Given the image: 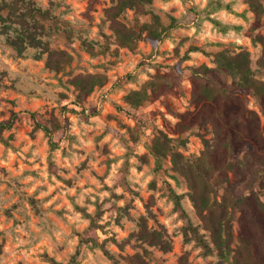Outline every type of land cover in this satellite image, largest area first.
<instances>
[{"label": "rangeland", "instance_id": "obj_1", "mask_svg": "<svg viewBox=\"0 0 264 264\" xmlns=\"http://www.w3.org/2000/svg\"><path fill=\"white\" fill-rule=\"evenodd\" d=\"M30 1L54 17L39 22L44 33L39 37L53 50L67 51L72 61L55 72L45 66L47 53L40 47L26 46L19 54L12 41L20 25L7 10L2 13L7 19L0 21V122L13 113L17 120L4 132L9 145L0 142V264H51L46 255L67 263L89 224L75 204L92 214L100 206L99 240H105L121 264H128L127 256L143 254L144 248L152 253L147 257L152 264H228L216 252L204 255L190 232L187 236L191 222L210 239L171 156L158 163L148 147L163 132L184 140L183 146L173 143L183 155H201L213 138L210 125L176 131L181 117L196 110L191 101L193 68L215 67L219 51L247 50L256 76L264 80L257 66L262 48L253 42L255 35H264V15L257 27L245 0H153L147 6L150 13L128 10L122 21L139 27L157 15L165 25L175 20L176 27L158 45L139 41L130 50L112 41L110 22L105 21V10L114 0ZM209 17L241 28L222 33ZM85 41L96 49L104 46L105 52L91 56ZM83 74H104L107 80L76 106V91L68 81ZM156 75H168L169 86L141 106H130L126 95ZM248 98V107L258 112L264 126L256 98ZM31 112L68 120V133L59 131L52 138L56 149L43 131L34 129ZM168 184L183 195L189 220L174 210L165 194ZM141 217L150 229L165 232L169 252L134 238L128 242ZM233 235L235 246V228ZM79 259L82 264H114L101 248L83 247Z\"/></svg>", "mask_w": 264, "mask_h": 264}, {"label": "trees", "instance_id": "obj_2", "mask_svg": "<svg viewBox=\"0 0 264 264\" xmlns=\"http://www.w3.org/2000/svg\"><path fill=\"white\" fill-rule=\"evenodd\" d=\"M152 2L114 0V4L105 10V21L110 22L111 38L115 44L135 50L139 41H149L155 46L169 37L171 30L176 27L175 20L165 25L159 16L153 15L151 22L135 27L121 19L128 10L139 14L150 13L147 6ZM245 2L256 16L258 27L264 15V0ZM6 10L20 25L12 41L19 54L23 53L26 46L40 47L47 53L45 66L55 72H60L64 65L71 63L72 56L67 51L53 50L39 37L44 34L40 31L39 22L54 19L49 9L36 7L30 0H3L0 2V21L7 19L2 14ZM209 20L222 33H227L231 28H241L223 24L211 17ZM253 42L262 48L257 66L258 73L264 77V35H255ZM83 46L91 56L105 52L104 46L96 49L92 42L85 41ZM215 63V67L202 64L193 68L191 101L196 110L186 112L176 126L177 133L182 134L195 127L210 125L213 138L206 144L205 150L196 158L183 155L173 143L178 142L179 146H183L184 140L180 136L171 138L163 132L153 139L148 148L158 163L170 155L174 170L185 178L189 198L210 234L207 240L198 227L188 223L186 234L188 236L190 232L189 238L201 247L202 253L208 256L216 252L228 264H264V126L258 112L248 107V97L256 98L264 117V80L256 76L247 50L237 53L227 49L219 51L215 54ZM176 69L180 70L179 67ZM169 79L168 75H156L140 90L131 91L125 99L130 106L139 107L144 101L158 97L163 88L169 86ZM106 80L104 74H83L69 79L68 83L76 91L74 104L82 106L93 90L103 86ZM72 111L77 112L75 109ZM30 116L35 123L34 129L43 131L50 139L51 148L56 149L58 145L52 138L59 131L68 133V120L62 121L52 113L47 117L39 112H31ZM16 120L17 114L13 113L10 118L0 122L1 143L9 145L10 137H4V132L10 130ZM165 194L173 202L174 210L189 220L182 202L183 195L177 193L170 184ZM75 209L89 220L87 229L80 235L76 253L67 263L47 255L46 260L51 264H82L79 259L81 250L90 247L101 248L114 264H121L106 249L105 240H99L98 230L103 228L99 223L103 215L100 206L97 205L94 214L78 204H75ZM234 228L238 240L235 246ZM132 238L140 245L147 243L164 252L172 249L165 232L150 229L144 217L140 218L139 229L130 235L128 242ZM147 257H152V253L144 248L143 254L136 253L125 257V260L128 264H152Z\"/></svg>", "mask_w": 264, "mask_h": 264}]
</instances>
